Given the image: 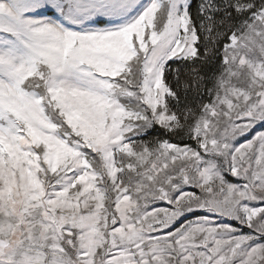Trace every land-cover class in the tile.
Wrapping results in <instances>:
<instances>
[{"label":"rangeland","instance_id":"374dc122","mask_svg":"<svg viewBox=\"0 0 264 264\" xmlns=\"http://www.w3.org/2000/svg\"><path fill=\"white\" fill-rule=\"evenodd\" d=\"M191 1L0 0V264H264V6L178 115Z\"/></svg>","mask_w":264,"mask_h":264},{"label":"trees","instance_id":"16d2710c","mask_svg":"<svg viewBox=\"0 0 264 264\" xmlns=\"http://www.w3.org/2000/svg\"><path fill=\"white\" fill-rule=\"evenodd\" d=\"M263 6L264 0L191 1L190 20L197 39V57L170 61L164 73L165 84L172 94L169 104L176 114L201 111L209 105L213 79L224 61L223 51ZM148 134L176 143L172 135L159 128Z\"/></svg>","mask_w":264,"mask_h":264}]
</instances>
